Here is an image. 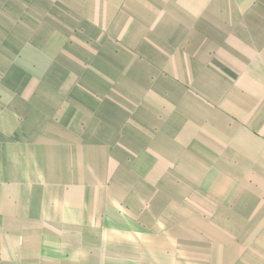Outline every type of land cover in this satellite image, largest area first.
Here are the masks:
<instances>
[{"label":"crops","instance_id":"1","mask_svg":"<svg viewBox=\"0 0 264 264\" xmlns=\"http://www.w3.org/2000/svg\"><path fill=\"white\" fill-rule=\"evenodd\" d=\"M169 208L186 254L264 239V0H0V264H107Z\"/></svg>","mask_w":264,"mask_h":264},{"label":"rangeland","instance_id":"2","mask_svg":"<svg viewBox=\"0 0 264 264\" xmlns=\"http://www.w3.org/2000/svg\"><path fill=\"white\" fill-rule=\"evenodd\" d=\"M118 208L124 213L123 215H117V217L123 221H115L118 228L121 227L120 224L126 226L129 230V235H137L138 233H142L141 231H146V233H148L146 229H143L146 228V223L128 220L129 215L127 211L131 209L130 203H125L123 208ZM169 210L168 215L164 217L167 221L164 223L161 220H157L155 227L151 230V233L156 234V237L153 239L145 236L125 239L127 238V236H125L123 237L124 239L116 240V236L109 237L107 239V248L109 250L107 254V264H264V253L261 252L264 250V239L258 236H249L246 238L237 237L228 240L220 239L221 246H226L225 250L227 252L225 255H222V258L224 257L230 263H226L225 261L220 262L221 254L217 255V257H219L218 261L215 259L217 257L211 254L196 253L198 248H204L201 244H197L201 243L202 239H197L191 235H189L190 237L187 239L189 252L186 254L182 250L181 241L179 239L163 236L164 232L175 230L179 226L177 221L171 220L174 218L173 209L169 208ZM188 210L192 212L194 208L189 207ZM189 215L192 214L189 213ZM133 227L139 228L140 231H132ZM115 229L116 228H113V231L109 230L108 233L115 234ZM86 239L92 242L91 252L95 251V249L99 251V239H95V237H86ZM83 241H85V239L77 238V244H82ZM229 241H231V244H229ZM150 244H155V248L151 247ZM153 249L155 250L152 251ZM92 256L97 258L95 262L98 264L100 262L99 254L92 253ZM211 258H214V260Z\"/></svg>","mask_w":264,"mask_h":264}]
</instances>
